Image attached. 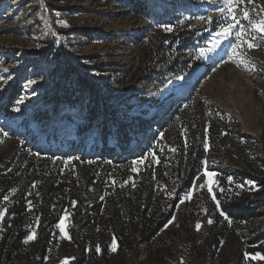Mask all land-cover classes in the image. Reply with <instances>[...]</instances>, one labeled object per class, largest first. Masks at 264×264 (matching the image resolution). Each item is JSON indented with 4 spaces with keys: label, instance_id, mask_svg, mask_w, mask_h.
I'll return each mask as SVG.
<instances>
[{
    "label": "rangeland",
    "instance_id": "rangeland-1",
    "mask_svg": "<svg viewBox=\"0 0 264 264\" xmlns=\"http://www.w3.org/2000/svg\"><path fill=\"white\" fill-rule=\"evenodd\" d=\"M221 3L222 0H0V211L14 203L24 207L20 224L27 232L21 240L23 247L12 254L17 263L26 258L27 246L37 240L45 245V264L68 263L77 256L81 243L86 246L83 264L264 261L260 251L264 243L249 245L238 228L230 229L231 220L221 215L212 199L217 184L212 193L199 187L207 179L205 161L207 170L216 173V181L222 175L218 169L210 168L217 167L218 160L208 146L201 172L190 189L181 194L165 227L147 239L137 231L124 233L122 245L112 234V227L124 226V207L112 196L111 180L104 182L95 200L100 210L85 228L75 224L72 216L77 211L90 213L93 186L86 192L65 186L57 194L46 196L42 190L48 185L39 188V183L27 178L28 174L19 168L24 158L43 146L66 147L70 141L78 154L108 148L116 142V126L120 123L131 125L132 135L142 138L152 121L161 117L169 120L174 106L182 101L181 106L186 107L184 100L193 93L195 100L209 99L234 116L245 134L238 137L228 126L222 153L242 156L258 167L257 157L264 156V145L257 150V138L264 134V41L257 39L258 48L244 46L251 61L247 69L229 59L231 45L236 42L234 34L201 56V48L212 47ZM248 8L252 15L264 16V0H253ZM200 16H211L213 23L200 20ZM241 24L247 21L241 20ZM166 27L172 31H166ZM205 62L210 64L207 72L185 87L189 73ZM78 76L84 78L81 83ZM138 119L145 121L139 125ZM230 121L227 118L226 124L231 125ZM117 159L118 154L114 155ZM227 168L235 170L238 166ZM261 171L264 173V167ZM229 177L231 188L259 189L253 178L243 177L241 182L242 177L229 174L227 181ZM241 184L243 188L237 187ZM5 196L8 200H4ZM208 199L216 204L215 210ZM180 204H186L188 230L174 233ZM43 207L48 214L41 224ZM215 212L222 216L219 221ZM12 217L5 213L0 219V248L12 240L3 234L5 219ZM209 219L213 223L209 224ZM61 220L63 232L58 227ZM224 220L228 228L218 237L217 246L201 254L199 242L207 232L217 235ZM262 221L259 217L250 223ZM217 222L219 228H215ZM197 223L201 224L199 230ZM33 233L35 238L29 240ZM103 245L107 246L104 256Z\"/></svg>",
    "mask_w": 264,
    "mask_h": 264
},
{
    "label": "trees",
    "instance_id": "trees-1",
    "mask_svg": "<svg viewBox=\"0 0 264 264\" xmlns=\"http://www.w3.org/2000/svg\"><path fill=\"white\" fill-rule=\"evenodd\" d=\"M83 77L78 76L81 83ZM194 93L184 100L186 107L178 103L170 111V119L161 117L159 121H152L143 136L133 134V127L125 124H117V139L115 144L108 148L99 149L91 154L73 151V145L69 141L65 149H44L33 153L22 160L20 170L23 174L32 177L39 186L48 185L42 193L55 195L67 186L70 190L88 191L94 187L93 205L90 213L83 215L77 211L72 220L75 224L88 228L90 221L95 220L100 204L96 197L102 192L104 182L111 180V192L116 202L124 207V226L114 224L112 234L117 242L123 244L124 233L137 231L142 239L152 237L161 231L171 219L180 202L182 193L190 189L194 178L203 168L205 149L208 146L214 150L217 156V167L222 175H218V183L215 187L216 200L220 202L219 209L231 220V227L238 228L239 233L249 245L264 243V156L257 157L258 167H254L252 161L239 155L223 154V134L228 126L236 136H245L240 129L238 120L228 115L226 111L209 101L201 98L195 100ZM206 106V108H204ZM210 115H207L206 111ZM229 118L231 125L226 124ZM142 125L145 119H138ZM172 126L168 130L169 126ZM125 127L127 129H125ZM258 149L264 145V134L257 138ZM62 145V144H61ZM49 146V145H48ZM119 150V153L116 151ZM175 149V151H173ZM4 152V151H3ZM118 159L114 160V155ZM12 159L13 157H7ZM5 158V162H7ZM68 160V162H67ZM66 161V163L64 162ZM142 163H134L140 162ZM8 163H5L7 165ZM224 165L225 168H220ZM236 165L235 170L227 167ZM133 168L136 170L133 171ZM232 174L243 182V177L255 179L258 190L238 189L227 181V175ZM223 189V191H221ZM6 191V189H4ZM3 194H0V197ZM208 204L215 210L216 204L208 199ZM186 204H180L176 211L177 229L174 233L188 230V214ZM24 207L14 203L7 209L6 216L12 215V219L4 221L3 234L12 238L7 247L0 248V264H45L43 256L45 245L42 240L27 246L26 258L17 263L13 253H17L22 247V238L27 230L21 228L20 216ZM48 209L43 207L41 224L47 219ZM198 214V213H197ZM196 214V215H197ZM216 221L222 216L215 212ZM262 217V222L250 223L252 220ZM51 221V223L55 222ZM215 224V228L220 226ZM212 227V226H211ZM228 228L227 220L221 223L217 235L208 232L199 242V250L202 253L217 246L219 236L223 235V229ZM90 231V229H88ZM39 232L42 234V228ZM5 248V249H3ZM106 245L102 246V255L106 253ZM85 243L78 245L77 256L66 264H83L85 259ZM264 255V247L260 248ZM252 264H264V261H254Z\"/></svg>",
    "mask_w": 264,
    "mask_h": 264
},
{
    "label": "snow or ice",
    "instance_id": "snow-or-ice-1",
    "mask_svg": "<svg viewBox=\"0 0 264 264\" xmlns=\"http://www.w3.org/2000/svg\"><path fill=\"white\" fill-rule=\"evenodd\" d=\"M253 3V0H222V3L218 6V11L220 13L219 18L215 21L218 30L213 34L212 36V47L211 48H201L200 55L203 56L206 54V52L213 50L215 47L219 46V44L222 42L223 39H226L230 35H235L236 42L231 45L229 59H235L238 63V65H243L246 69L248 68L249 64H251V61L246 56L245 51V45L247 49H253L260 47V44L256 43L257 39L264 41V16H254L249 11L248 5H251ZM261 11H264V9H261ZM252 12H255V8L252 9ZM200 20H205L206 23L212 24L213 18L211 16H208L205 18L204 16L199 17ZM241 20L247 21V24H241ZM63 26H67L66 22H62ZM237 25H239V28H237ZM166 31H172L170 27L165 28ZM235 30V31H234ZM254 68L255 65H252ZM179 79H182V77H179ZM29 83H34V81H30ZM16 111H19L17 108ZM5 136H7V133H4ZM175 151V149H173ZM140 162H134V163H142ZM205 164V171L204 175L207 178L204 184H201L200 188H207V190L212 193L213 192V186L218 183L214 179L216 176L215 172L207 170V161L204 162ZM136 169L133 168V171ZM229 182H232V178L229 177ZM237 187L243 188L244 185H237ZM223 191V189H221ZM191 193L188 194L190 196ZM187 198V197H186ZM212 199L216 201L217 207L219 208L220 202L216 200V196L213 194ZM4 200H8V197L5 196ZM183 202V201H181ZM75 202H73L74 204ZM7 212V209H4L0 211V219L4 218L5 213ZM67 215V213H66ZM221 215L223 216L224 213L221 212ZM225 219H228L227 216H225ZM231 221H229L230 223ZM208 223L211 224L213 221L211 219L208 220ZM64 221L61 220L60 225L58 227L61 229V232L64 231L63 227ZM197 230L201 228V224L197 223L196 225ZM66 235V233H65ZM35 238V233L33 235L29 236L28 239L32 240ZM97 252L100 251L99 246H97ZM113 251H115V244L113 245ZM257 256H260L259 253L256 254Z\"/></svg>",
    "mask_w": 264,
    "mask_h": 264
},
{
    "label": "bare ground",
    "instance_id": "bare-ground-1",
    "mask_svg": "<svg viewBox=\"0 0 264 264\" xmlns=\"http://www.w3.org/2000/svg\"><path fill=\"white\" fill-rule=\"evenodd\" d=\"M210 67V64L208 63V62H205L204 64H202L199 68H197V69H195V70H192L190 73H189V75H188V77H187V80H186V82H185V87L186 86H191V84L193 83V81H194V79L196 78V77H198L199 75H201V76H203L206 72H207V70H208V68ZM199 69H201V70H199ZM194 76V77H193ZM59 145V144H58ZM61 145V144H60ZM53 146V147H52ZM47 147V146H46ZM50 147H52V148H56V146L55 145H51ZM44 149H46V148H44Z\"/></svg>",
    "mask_w": 264,
    "mask_h": 264
}]
</instances>
